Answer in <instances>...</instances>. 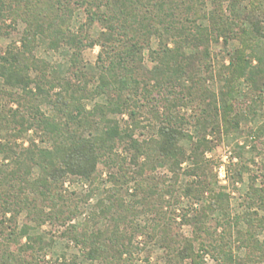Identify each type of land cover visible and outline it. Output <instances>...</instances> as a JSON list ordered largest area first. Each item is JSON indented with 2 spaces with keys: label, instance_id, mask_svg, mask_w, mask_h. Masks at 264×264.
Segmentation results:
<instances>
[{
  "label": "trees",
  "instance_id": "1",
  "mask_svg": "<svg viewBox=\"0 0 264 264\" xmlns=\"http://www.w3.org/2000/svg\"><path fill=\"white\" fill-rule=\"evenodd\" d=\"M206 1L0 0V36L9 20L13 25L25 24L20 47L0 55V212L11 214L10 221L27 213L19 235L13 232L9 240L25 236L26 248L45 250L43 237L30 235V223L64 227L78 220L80 205L92 194L63 193L65 183L82 179L97 188L107 181L98 170L102 164L109 170L111 187L88 218L69 225L64 233L85 260L132 264L137 254L159 241L167 251L168 264H206V256L215 264L264 262V240L257 239L264 232V188L249 193V207L258 203L262 217L258 213L230 217L229 202L221 193L219 202L209 206L212 213L222 215L214 226H207L204 212L189 219L183 216V224L200 229L190 239L175 230L173 213L160 202L163 194L146 168L168 163L177 181L183 163L194 160L197 165L190 172L202 179L186 194L201 197L207 190L213 194L197 156L205 141L186 156L181 145L187 136L185 118L174 111L182 105L194 106L193 118L203 133H220L222 124L227 132L238 131L246 112L241 104L256 106L264 94V0H231L228 17L223 14V0H211L209 15L201 14ZM248 1L250 8L243 5ZM79 7H84L86 23L75 32L71 24ZM207 17L209 28L197 24ZM93 25L100 27L97 38L86 33ZM39 38L46 39L52 49L67 46L72 51L69 77L53 76L46 63L40 65L32 56ZM154 38L156 48H152ZM220 39L225 45L236 39L240 47L229 53V64L217 72L221 86L216 93L207 81L215 76L211 46ZM95 46L100 52L96 74L90 75L84 70L82 53ZM147 50L153 64L150 69L145 66ZM240 84L249 87L247 93ZM100 97L105 98L103 103L86 108V101ZM112 115L127 120L112 119ZM146 115L156 124V138L140 141L136 131ZM31 131L41 144L49 145L38 146L34 139L27 147L18 144ZM257 134L259 140L264 136L263 126ZM35 169L39 174L32 180ZM127 190L133 197L141 195V201L128 203ZM158 194L159 201L153 203ZM147 211L154 213L152 222L138 223ZM241 221L248 226L242 236V244L249 249L245 258L233 246V229ZM141 237L146 242L142 248V243L135 244ZM9 245L3 243L0 264H20ZM256 253L261 260L254 258ZM27 264L36 261L31 258Z\"/></svg>",
  "mask_w": 264,
  "mask_h": 264
},
{
  "label": "rangeland",
  "instance_id": "2",
  "mask_svg": "<svg viewBox=\"0 0 264 264\" xmlns=\"http://www.w3.org/2000/svg\"><path fill=\"white\" fill-rule=\"evenodd\" d=\"M247 1V0H246ZM231 0H223L222 4L224 6L223 14L225 17L230 16ZM250 2H245L243 5L249 7ZM213 7L212 1L207 0L204 7H202L201 14L208 16L211 8ZM86 23V15L84 12V7H79L76 9L74 18L72 20L71 29L77 31L78 28ZM198 25L203 28L210 27L209 18H203L197 22ZM25 24L21 21L13 25L9 20L5 24V34L0 36V55L4 56L6 51L10 47H20L21 37ZM91 38H97L100 33L99 25H93L86 30ZM173 46V43H171ZM158 46V40L153 39L152 48ZM212 53V66L214 68V77L207 81V86L209 89L218 93L221 84L219 83L217 72L223 65L229 64V53L240 47V43L236 39L230 40L226 45L222 39L219 42L212 43L211 46ZM100 52V47L95 46L94 48H86L82 53V59L84 63V70L90 75H95V66L97 62V57ZM72 51L67 46H62L59 49H52L46 39L39 38L37 42V47L34 50L32 56L41 62L40 65L47 64V68L53 74V76L69 77L68 71L70 68V59ZM148 50L145 52V66L147 68L152 67V63L149 59ZM200 57V56H198ZM43 63V64H42ZM33 75L35 73H32ZM91 86L90 89H93ZM239 88L247 93L249 87L243 84L239 85ZM105 101L104 97H100L95 101H86V108L90 110L95 103ZM241 103V102H240ZM255 104H250L243 102L242 108L244 111V118L240 124V129L238 131L227 132L224 124L220 129V133H203L201 127L195 124L193 115L195 113V108L192 105H182L180 108L176 109L174 112H178L182 117L185 118V132L187 134L186 139L181 143L186 156L194 151L196 145L199 142H203V146L197 151V156L199 157L200 166L203 167L206 182L209 184L213 194L206 191L201 197H196L195 195H187L186 191L190 187H195V185L201 182V177L193 175L190 171L196 167V162L194 160H186L181 166V171L179 179L176 181L174 178V173L171 170L168 163L158 164L155 168L150 166L146 167L147 172L155 178V182L158 184V193L162 195V201L165 203L166 210L173 213V218L175 220V230L185 238H193L196 232L200 231L194 224H183V216L189 218L194 217V215L199 212L205 213V221L208 227L215 225L217 219L222 217L221 213L211 212L209 206L212 203H217L219 193L228 200L229 202V212L230 217H243L246 213H258L260 217L263 216V210L259 208V204L256 203L253 207H249V203L252 201L249 198V193L251 189L264 188V136L259 140L257 138L258 131L261 127H264V94L262 95L261 101ZM11 107L16 108L12 105ZM43 111L48 112L49 107L44 106ZM148 117V118H147ZM112 119H122L127 120V117L111 116ZM5 134V133H2ZM205 135V138L202 135ZM156 138V124L153 119L149 116L142 118V125L140 129L136 131V138L140 141L149 140L151 138ZM30 139H34L35 143L43 147H47L49 144H41L40 138L36 136L34 132H29L23 135L19 140L18 144L29 146ZM4 142V141H3ZM1 159V156H0ZM143 162V161H142ZM146 163V162H145ZM133 169H136L135 167ZM99 173L102 175V180L106 183L97 186L91 185L89 182L82 179H70L65 183L63 193H77L79 195H91L89 201L80 205V210L82 211V216L73 222H69L67 226L61 227L59 225H53L50 222L42 226H37L34 223H30L33 230L30 235L33 237L41 236L44 242L48 245L45 250H31L25 247L28 240L25 236H18L17 240H9V235L15 233L19 235L23 228V225L27 221V213L23 212L16 220H11V214L2 215L0 212V253L5 251V246L3 243L10 244V249L14 252L15 257L20 261V264H27L31 258L35 259L36 264H57L64 260L73 264H92L91 262L84 259L81 250L77 244H75L70 239L66 238L64 235L67 227L69 225H75L79 221H83L88 218L91 213L96 208L98 202L106 196V190L111 187L108 181L109 170L105 168L102 164L98 167ZM220 171L225 174V179L220 178ZM241 173L240 179H236L238 174ZM39 174V169L33 171L31 179H36ZM203 176V175H202ZM236 179V180H235ZM153 183V182H152ZM104 184V185H103ZM96 189V192L92 191ZM133 191V186H129ZM196 188V187H195ZM126 191V190H124ZM131 191V190H130ZM170 191V192H167ZM165 193V194H164ZM217 196V197H216ZM160 195H155L152 202L159 201ZM142 196L133 197L131 192L127 190L125 192V199L128 203H132L134 200L141 201ZM167 203H170L172 207H169ZM138 210H143V205L137 204ZM49 211V209H46ZM154 213L142 214L138 218V223L145 224L153 219ZM152 222V221H151ZM102 224L100 227H104ZM199 227V226H198ZM248 226L241 221L238 228H234V243L235 252L241 258H245L249 249L242 244V236L247 231ZM240 232L241 235L237 237ZM14 237V236H13ZM259 241L264 240V232L257 236ZM140 248L144 247L145 239L140 238L135 240V244H140ZM143 252L135 256V260L132 264H168L167 251L159 245V241L149 244L148 248H145ZM254 258L256 260H261L262 256L255 254ZM206 264H215V261L210 257L206 256ZM94 264H102L96 262ZM174 264H181L174 262ZM185 264V263H183ZM255 264V263H254ZM261 264H264L262 262Z\"/></svg>",
  "mask_w": 264,
  "mask_h": 264
},
{
  "label": "built area",
  "instance_id": "3",
  "mask_svg": "<svg viewBox=\"0 0 264 264\" xmlns=\"http://www.w3.org/2000/svg\"><path fill=\"white\" fill-rule=\"evenodd\" d=\"M220 178L225 179V174L222 171H220Z\"/></svg>",
  "mask_w": 264,
  "mask_h": 264
}]
</instances>
